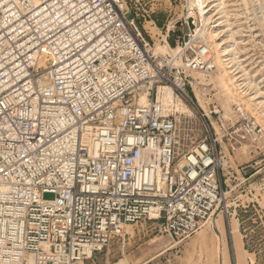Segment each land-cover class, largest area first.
<instances>
[{"label":"built area","instance_id":"2783aa9c","mask_svg":"<svg viewBox=\"0 0 264 264\" xmlns=\"http://www.w3.org/2000/svg\"><path fill=\"white\" fill-rule=\"evenodd\" d=\"M139 1L0 0V264H85L145 222L181 248L213 222L238 137L189 94L212 51L190 31L155 54Z\"/></svg>","mask_w":264,"mask_h":264},{"label":"rangeland","instance_id":"374dc122","mask_svg":"<svg viewBox=\"0 0 264 264\" xmlns=\"http://www.w3.org/2000/svg\"><path fill=\"white\" fill-rule=\"evenodd\" d=\"M203 1L209 5L213 21L220 24L214 29L220 35L219 42L225 43L224 47L231 45L237 64L233 69L238 79L234 94L227 95L217 81L221 66L217 63L216 47H211L216 68L207 75L210 80L202 82L200 75L205 74L201 72L192 73L190 78L193 83V89H189L190 97L208 115L218 135L221 136L222 132L216 124L217 116L226 123L230 132H237L238 143L233 152L229 153L223 144L227 158L222 175L224 195L220 207L213 222L185 241L181 248H176L171 239L155 232L153 223L145 222L140 226L127 227L125 238L114 239L108 248L85 264H238L234 235L231 234L234 222L242 242V263L264 264V118L257 115L247 102L255 93H264V0H223L219 11L214 7L215 0ZM135 5L143 15V10L149 14L154 12L152 18L160 30L151 24L147 15L145 19L141 18V23L155 54H175L176 51L171 50H179L181 45L178 46V42L181 43L184 36L192 32L191 25H185L190 14V0H140ZM198 11L194 10L196 26L203 31ZM172 26H176V33H170L167 38L165 30ZM164 36L171 50L159 48V45H164ZM206 36L204 31L198 35L199 38L192 39V48L205 44L202 40ZM172 42L174 47L170 44ZM260 97L264 100V95ZM214 106L220 111L218 115L212 113ZM245 120L255 121L263 134L257 138H241L244 135L240 130ZM53 198V194L45 195L46 200ZM220 219L222 227L218 226ZM202 235L205 241L201 239Z\"/></svg>","mask_w":264,"mask_h":264},{"label":"bare ground","instance_id":"6f19581e","mask_svg":"<svg viewBox=\"0 0 264 264\" xmlns=\"http://www.w3.org/2000/svg\"><path fill=\"white\" fill-rule=\"evenodd\" d=\"M214 7L217 11L222 9L223 0H215L214 1ZM190 14L188 16L189 20H193V23L190 24L192 27V35L194 38H197L198 35L201 34V32L206 31L207 36L204 37L202 41L205 42V44L211 49V47L217 48V63L221 66V75L217 78L218 83L220 84L223 91L228 94H234V88L236 87V84L238 82V79H236V75L234 74L236 71L233 70L236 64V58L234 49L228 47H224L225 43L219 42V33L217 30H214L220 26V24H216L217 21H213V17L210 15V10L208 9L209 5L205 4V1L203 0H190ZM198 9L200 22L202 23V26L204 30L199 29L198 26H196V16L194 10ZM216 24V25H215ZM164 45H159V48L161 50H171L169 43L167 42L166 37L164 36ZM199 38V37H198ZM202 39V38H201ZM177 50H171V52H175ZM225 58V59H224ZM240 73V72H239ZM194 76V75H193ZM198 76V75H197ZM200 79L202 82L206 83L210 79L207 75H200ZM194 78V77H193ZM250 84V83H249ZM252 85V84H251ZM240 87H238L239 89ZM236 93V92H235ZM244 93V92H243ZM170 95V91L167 93ZM242 94V93H241ZM260 95H264L262 92L255 93L252 97L248 98V104L249 106L257 112V115H260L264 118V100L263 97H260ZM218 226L222 227L223 222L222 219L218 220ZM231 234L234 235V246L238 253V264L242 263V242L239 235V229L237 226V223H232V232ZM201 239L205 241V236L202 235ZM216 264V263H213Z\"/></svg>","mask_w":264,"mask_h":264},{"label":"water","instance_id":"95a60500","mask_svg":"<svg viewBox=\"0 0 264 264\" xmlns=\"http://www.w3.org/2000/svg\"><path fill=\"white\" fill-rule=\"evenodd\" d=\"M189 23L192 24L193 23V20H189Z\"/></svg>","mask_w":264,"mask_h":264},{"label":"trees","instance_id":"16d2710c","mask_svg":"<svg viewBox=\"0 0 264 264\" xmlns=\"http://www.w3.org/2000/svg\"><path fill=\"white\" fill-rule=\"evenodd\" d=\"M170 44H171V46H172V47H174V43H173V42H172V43H170Z\"/></svg>","mask_w":264,"mask_h":264}]
</instances>
